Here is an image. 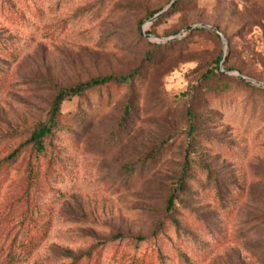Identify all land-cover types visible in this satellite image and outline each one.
<instances>
[{
	"label": "rangeland",
	"instance_id": "obj_1",
	"mask_svg": "<svg viewBox=\"0 0 264 264\" xmlns=\"http://www.w3.org/2000/svg\"><path fill=\"white\" fill-rule=\"evenodd\" d=\"M172 1L0 0V264L10 248L19 264H264V0L152 20ZM108 75L138 90L132 132L116 135L131 89L109 86L87 111L64 101L57 148L35 151L58 91Z\"/></svg>",
	"mask_w": 264,
	"mask_h": 264
},
{
	"label": "trees",
	"instance_id": "obj_2",
	"mask_svg": "<svg viewBox=\"0 0 264 264\" xmlns=\"http://www.w3.org/2000/svg\"><path fill=\"white\" fill-rule=\"evenodd\" d=\"M180 2L181 0H176L170 8L175 10ZM154 15L155 14H153V16ZM217 69H220L219 65L217 66ZM213 72L214 70L213 71L210 70V74ZM138 84H137L138 86L142 85V83L140 82ZM109 86H117L120 88L127 86L129 89H131V92L129 94V97L127 99L126 105L123 110V115L119 120L116 130L117 133L116 135H119V133L123 135V137L120 140H122L126 135H129L140 118L138 111V94H137L138 90L134 88V82L132 81L131 76H127V75L100 76V77L92 78L86 82H82L74 86L62 87L58 91V93L54 98L52 109L50 110L47 118L37 129L34 130L29 140L33 144L35 151L42 153L45 152L48 149V147H51L54 150L55 148H57V144L60 141L58 135L60 133V130H62L61 118L63 114L61 111V107L64 101L68 99H72L74 97H78L79 110L87 111V109L83 107V102H88V103L92 102V99H90V94L98 89L100 90L101 88H105ZM189 113L192 114L191 111H189ZM193 128H194V124L190 120V130L193 131ZM167 153H169V148L167 149L166 144H163L162 148L160 147L157 150L153 151L152 161L156 162L160 158V156L165 157ZM53 159H55V155L52 156L51 161ZM153 166H156V164H154ZM190 169H191L190 166L188 165L184 166L182 175L178 180L179 181L178 186L174 189L172 195L169 197L168 205H167V211L171 215L169 216L170 220H172L174 224V228L178 233V235H187L188 234L187 231L188 229H190V226H185L182 220H180L179 217H177L178 210L176 208L177 199L181 194L185 193L188 190L187 175ZM203 171L206 172V178L209 180L212 175L210 173V168ZM31 176L32 175H30V177ZM162 228L163 226H158L154 230L152 237H157L159 233L162 231ZM144 240H145L144 237L138 238V242H142ZM12 249L13 248H10L9 252L6 254V259L3 264H19L18 258L16 259L12 258V253H14L13 252L14 250ZM183 257L186 256L183 254ZM141 260L142 261L140 262V264H147V262L144 259ZM184 262H187V260H184Z\"/></svg>",
	"mask_w": 264,
	"mask_h": 264
},
{
	"label": "water",
	"instance_id": "obj_3",
	"mask_svg": "<svg viewBox=\"0 0 264 264\" xmlns=\"http://www.w3.org/2000/svg\"><path fill=\"white\" fill-rule=\"evenodd\" d=\"M176 0H173L172 2H171V4L167 7V8H165L163 11H161V12H159L158 14H156L154 17H153V19L152 20H155V19H157L158 17H160L164 12H166L173 4H174V2H175ZM212 30H214V31H216V32H220L219 31V29L218 28H215V27H210Z\"/></svg>",
	"mask_w": 264,
	"mask_h": 264
}]
</instances>
